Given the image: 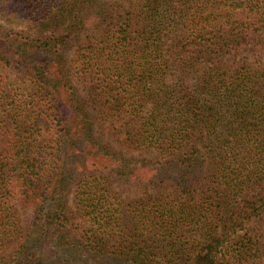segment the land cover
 Here are the masks:
<instances>
[{
	"label": "trees",
	"instance_id": "trees-1",
	"mask_svg": "<svg viewBox=\"0 0 264 264\" xmlns=\"http://www.w3.org/2000/svg\"><path fill=\"white\" fill-rule=\"evenodd\" d=\"M0 20V264H264V0Z\"/></svg>",
	"mask_w": 264,
	"mask_h": 264
},
{
	"label": "rangeland",
	"instance_id": "rangeland-1",
	"mask_svg": "<svg viewBox=\"0 0 264 264\" xmlns=\"http://www.w3.org/2000/svg\"><path fill=\"white\" fill-rule=\"evenodd\" d=\"M0 24H3L1 20H0ZM5 73H7V71L5 69H3V68H0V74H5ZM9 77L11 78V76H9ZM108 134H109L108 140L111 141L112 144H115L116 146H119L118 145L119 144L118 143L119 137L117 135L114 136V134H113L112 131L111 132H108ZM104 135L107 137V132H105ZM115 184H117L116 181H115ZM114 187H116V186L114 185ZM19 212H21V211H19ZM19 216H20L19 217L20 219L25 220L27 218V216H28V211H26L24 213H20Z\"/></svg>",
	"mask_w": 264,
	"mask_h": 264
}]
</instances>
